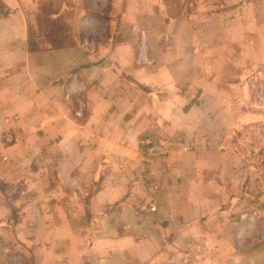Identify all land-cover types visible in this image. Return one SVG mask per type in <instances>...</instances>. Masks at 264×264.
<instances>
[{"label":"crops","instance_id":"0c3cea01","mask_svg":"<svg viewBox=\"0 0 264 264\" xmlns=\"http://www.w3.org/2000/svg\"><path fill=\"white\" fill-rule=\"evenodd\" d=\"M0 1V264H264V213L240 219L264 160V124H245L264 0H115L93 52L30 51Z\"/></svg>","mask_w":264,"mask_h":264},{"label":"rangeland","instance_id":"374dc122","mask_svg":"<svg viewBox=\"0 0 264 264\" xmlns=\"http://www.w3.org/2000/svg\"><path fill=\"white\" fill-rule=\"evenodd\" d=\"M23 15L26 16L28 21V37L36 45L32 52L39 50L55 48L59 44L62 45H83L87 47L90 52H93L98 44L104 42L106 39L113 37L114 26L113 11H115V0H18ZM171 6L176 7L177 13L182 14L192 13L194 8L193 2L196 0H168ZM0 7L3 4L0 1ZM125 7L124 3H121L116 9L123 11ZM0 12L3 10L0 8ZM118 21V22H117ZM119 23V16L117 17L116 24ZM138 33H136L137 35ZM140 41L137 46V57H140L144 50V33L139 32ZM115 39V38H113ZM258 71H251L248 76L246 75L245 81L250 92V101L248 105L257 110L261 117L260 121H249L245 123L249 127L250 132L255 135L259 134L258 127L261 123L264 124V96H263V84L259 80ZM246 127L241 131V137L243 145L240 146L245 150L246 144H249L248 135L245 132ZM239 133V134H240ZM247 139V141H246ZM187 149V148H185ZM250 148H248V151ZM248 157L251 154L248 153ZM264 160L260 154L259 158H255L254 162L251 161L247 168L252 174H255L258 182L255 184V188H258V194L256 199L252 200L254 204H245V211L241 214V220L257 221L264 213V192L262 187L264 186ZM253 170V171H252ZM262 172V176L258 172ZM95 187V186H93ZM100 184L97 185V188ZM251 204V205H250ZM262 211V212H261ZM256 212V214H255ZM261 212V213H260ZM245 213H249L248 216H244ZM254 214V215H253ZM256 227H253V232ZM250 231V230H249ZM261 237L256 241L260 242ZM174 242V241H172ZM175 244V243H173ZM177 247V244H175ZM176 254V253H173ZM206 259L205 251L202 253ZM172 255V254H171ZM170 255V256H171ZM190 258V256H188ZM173 258V256H172ZM209 258V257H208ZM232 259V257H230ZM218 259V258H216ZM220 259L219 264H224ZM182 258H175L174 262L166 259L164 262L160 261L159 264H182ZM193 263V262H192ZM185 264V263H183ZM238 264V263H237Z\"/></svg>","mask_w":264,"mask_h":264},{"label":"trees","instance_id":"16d2710c","mask_svg":"<svg viewBox=\"0 0 264 264\" xmlns=\"http://www.w3.org/2000/svg\"><path fill=\"white\" fill-rule=\"evenodd\" d=\"M0 8H1V10H3V14H5V15L9 14V11L5 8V6H1ZM27 42H28V47H29L30 51H32L34 48H36L35 47L36 44L34 42H32L29 37L27 38ZM63 46H65V45L59 44L58 46H55V49L61 48ZM70 46H73V45H70Z\"/></svg>","mask_w":264,"mask_h":264},{"label":"built area","instance_id":"2783aa9c","mask_svg":"<svg viewBox=\"0 0 264 264\" xmlns=\"http://www.w3.org/2000/svg\"><path fill=\"white\" fill-rule=\"evenodd\" d=\"M255 172H258V174L260 175V177L262 176V172H260V171H255ZM262 191L264 192V186L262 187ZM255 214H256V212H255ZM248 215H249V213H245L243 217L248 216Z\"/></svg>","mask_w":264,"mask_h":264}]
</instances>
